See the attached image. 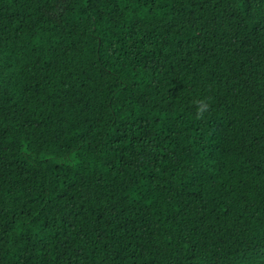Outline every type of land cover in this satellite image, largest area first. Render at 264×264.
Wrapping results in <instances>:
<instances>
[{
	"label": "trees",
	"instance_id": "obj_1",
	"mask_svg": "<svg viewBox=\"0 0 264 264\" xmlns=\"http://www.w3.org/2000/svg\"><path fill=\"white\" fill-rule=\"evenodd\" d=\"M0 264H264V0H0Z\"/></svg>",
	"mask_w": 264,
	"mask_h": 264
},
{
	"label": "clouds",
	"instance_id": "obj_2",
	"mask_svg": "<svg viewBox=\"0 0 264 264\" xmlns=\"http://www.w3.org/2000/svg\"><path fill=\"white\" fill-rule=\"evenodd\" d=\"M209 108V104L206 100L201 99L196 101L195 116L197 119H202Z\"/></svg>",
	"mask_w": 264,
	"mask_h": 264
}]
</instances>
